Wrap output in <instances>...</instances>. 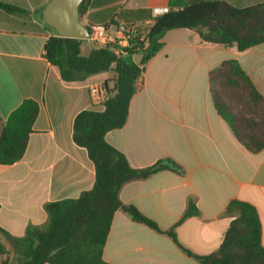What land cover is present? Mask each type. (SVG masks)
Wrapping results in <instances>:
<instances>
[{
  "label": "crops",
  "instance_id": "obj_1",
  "mask_svg": "<svg viewBox=\"0 0 264 264\" xmlns=\"http://www.w3.org/2000/svg\"><path fill=\"white\" fill-rule=\"evenodd\" d=\"M0 1L26 10L32 22L42 26L38 12L49 0ZM190 1H225L235 7L262 2L88 0L80 19L85 25L108 24L110 29L119 25L147 29L149 20L118 21L117 12L177 10ZM6 18L0 11V133L10 112L23 100L38 105L23 157L0 166V227L13 237H22L28 225L45 223L44 204L76 198L92 188L94 167L86 150L73 143L72 124L79 112L95 109L86 84L104 83L112 77L104 72L83 82H63L57 68L43 58L51 33H21ZM86 41L89 53L91 45ZM161 42V50L143 66L125 125L107 132L105 141L133 169L168 158L183 173L161 171L131 181L119 190V200L163 231L179 221L188 200H193L198 215L184 220L174 232L179 244L198 256L218 249L232 220L223 212L231 200H240L256 209L264 247V149L251 153L236 140L214 109L208 87L209 72L232 59L264 96V43L241 52L235 46L204 42L189 29L169 30ZM134 59L139 60L136 55L129 57ZM102 256L109 264H198L168 236L133 222L121 210L113 216Z\"/></svg>",
  "mask_w": 264,
  "mask_h": 264
},
{
  "label": "trees",
  "instance_id": "obj_2",
  "mask_svg": "<svg viewBox=\"0 0 264 264\" xmlns=\"http://www.w3.org/2000/svg\"><path fill=\"white\" fill-rule=\"evenodd\" d=\"M87 2L79 6L80 18ZM0 11L7 16L6 22L21 33H51L43 46V58L57 68L63 82H83L104 72L112 77L103 83L107 93L104 110H83L72 124L73 143L86 150L94 167L92 188L76 198L44 204L45 223L28 225L22 237H13L0 227V264H109L103 260V247L118 210L133 222L168 236L198 264H264L261 223L251 204L231 200L223 215L232 220L220 246L211 254L195 255L179 244L174 232L184 220L198 215L193 200H188L179 221L167 231L119 200V190L131 181L147 179L161 171L182 174L183 169L168 158L133 169L124 155L105 141L107 132L125 125L129 103L137 91L136 81L143 66L161 50V39L167 31L193 30L204 42L235 46L242 52L264 43V0L248 7H235L225 1H190L155 17L146 10H119L118 21L149 20L150 26L136 28L120 55L114 54L112 45H91L86 57L80 54L81 41L58 37L47 26L34 24L26 10L0 1ZM130 14L133 16L128 17ZM135 55H140L139 63L129 60ZM208 87L214 109L236 140L251 153L264 149V96L239 63L232 59L220 63L209 72ZM37 114L38 105L31 99L23 100L10 112L0 133V166H10L23 157Z\"/></svg>",
  "mask_w": 264,
  "mask_h": 264
},
{
  "label": "built area",
  "instance_id": "obj_3",
  "mask_svg": "<svg viewBox=\"0 0 264 264\" xmlns=\"http://www.w3.org/2000/svg\"><path fill=\"white\" fill-rule=\"evenodd\" d=\"M167 12V9H155L151 12L152 17ZM89 30L88 42L96 47L112 45V51L115 55H120L123 48L128 47L130 35L136 27L133 25H119L112 32L108 24H87ZM146 43H144V47ZM140 86V77L136 81V87ZM86 89L90 104L97 110H104V104L107 100V93L103 83L99 81H90L86 84Z\"/></svg>",
  "mask_w": 264,
  "mask_h": 264
},
{
  "label": "water",
  "instance_id": "obj_4",
  "mask_svg": "<svg viewBox=\"0 0 264 264\" xmlns=\"http://www.w3.org/2000/svg\"><path fill=\"white\" fill-rule=\"evenodd\" d=\"M83 1L49 0L40 12V22L58 37L88 40L89 30L79 17V6ZM136 57L141 60L140 55ZM139 60L134 59V62L139 63Z\"/></svg>",
  "mask_w": 264,
  "mask_h": 264
},
{
  "label": "rangeland",
  "instance_id": "obj_5",
  "mask_svg": "<svg viewBox=\"0 0 264 264\" xmlns=\"http://www.w3.org/2000/svg\"><path fill=\"white\" fill-rule=\"evenodd\" d=\"M112 32L114 31L113 28L110 29ZM81 56L86 57L88 55V45L87 41L83 40L81 43V51H80ZM111 76V73H108Z\"/></svg>",
  "mask_w": 264,
  "mask_h": 264
}]
</instances>
